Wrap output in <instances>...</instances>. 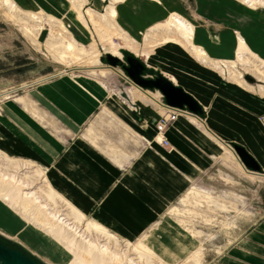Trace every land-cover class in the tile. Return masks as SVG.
I'll list each match as a JSON object with an SVG mask.
<instances>
[{"label":"crops","instance_id":"1","mask_svg":"<svg viewBox=\"0 0 264 264\" xmlns=\"http://www.w3.org/2000/svg\"><path fill=\"white\" fill-rule=\"evenodd\" d=\"M185 1L123 0L113 5L120 4L116 7L118 26L121 20L132 27L135 37L143 36V42L136 40L141 47L145 35L175 13L193 25V43L211 60L236 59L237 33L255 54L260 56L255 49L264 53V46L250 42L242 33H261L256 24L239 23L241 32L232 35L228 29L218 35V29L203 26L202 3V14L197 11L192 18L185 12ZM105 2L97 0L96 5L103 7ZM215 21L232 26L229 18ZM190 48L159 40L149 57L132 51L203 108L200 114L184 109L168 124L167 145L157 140V125L168 112L159 91L133 85L131 91H140L142 96L132 95L131 102H125L94 86L93 79L76 81L68 75L37 83L33 96L14 94L2 101L0 151L40 165L57 191L79 210L132 240L169 211L195 180L211 171L217 155L230 145L244 147L264 174L263 83L229 80Z\"/></svg>","mask_w":264,"mask_h":264},{"label":"rangeland","instance_id":"2","mask_svg":"<svg viewBox=\"0 0 264 264\" xmlns=\"http://www.w3.org/2000/svg\"><path fill=\"white\" fill-rule=\"evenodd\" d=\"M17 2L23 12H36L42 16L44 24L42 30L36 33L39 42L36 43L33 41L35 37L25 33L26 17L25 21L14 20L8 16L0 4V106L3 100L15 96L14 94L33 96L31 91L39 82L54 81L60 78L59 76L68 75L76 81L85 78L93 79L94 86L105 89L112 97L124 98L125 102L128 99L131 102L132 95L142 96L140 91L139 93L134 89L132 90L135 92L131 91L134 84L130 81L122 64L115 66L117 71L109 67L111 64L108 61V55L110 54L107 53L111 52L105 50L107 38L113 45L114 50L111 51H115L117 44L119 55L111 56L121 59L122 63H125L126 57L133 52L138 54L130 47L133 41L129 43V40L125 41L122 36L143 42V36L135 37L131 34L132 27L121 20L118 21L119 26H117L121 28L120 31L117 27L109 30L106 22L99 20L100 17L97 15L106 12L110 0L103 3V7L96 5L97 0H87L81 10L71 0H17ZM200 3L204 10L203 15L199 16L202 17L203 26L218 29V35L222 31L226 33L225 31L231 29L232 35H235V31L241 32L239 23L256 24L262 30L261 33L252 34L251 30L248 32L242 30V33L250 39V42L264 46V8H249L242 0H186L183 4L187 5L185 12L187 11L192 18L197 11L201 15ZM119 5L117 4L116 7ZM88 8L95 10L93 19H96L92 21L93 19L89 18L90 27L84 23L85 18H88L85 14ZM49 16L61 20L69 30L74 27L80 33V37L77 38L80 46L86 49H90L91 45L96 47L99 65L94 67L89 65L88 59L91 56H85L82 59L84 62L80 63H74L73 58L72 60L67 58L68 65L55 60L46 48L55 40L50 26L46 24ZM128 16L129 21L132 14ZM228 18L232 21L230 27L215 21L218 19L227 21ZM169 20L167 18L155 28L168 24ZM114 23L116 25V22ZM116 29L122 36H119ZM240 35L243 36L237 33V38ZM139 42L138 51L141 50L139 48L147 45L145 41V45L141 47ZM248 46L251 48L249 43ZM151 49L153 50V47ZM255 51L264 58V53L256 49ZM252 54L254 57L261 58L254 52ZM138 58L147 66L146 75L156 77L160 74L146 64L145 58L139 56ZM263 58L261 60H264ZM240 66L241 64L238 65V69L245 72ZM101 69L108 71L105 75H101ZM248 74L251 73L244 75ZM251 76L255 77L252 74ZM227 79L230 80V78ZM258 80L255 77L252 84L257 85ZM128 105L135 107L132 103ZM157 140L160 141V137ZM227 151L220 152L215 160V167L195 180L186 194L145 233L134 240L126 239L116 233L120 239L121 248L126 250L127 241L150 248L156 255L153 258V264H264V229H259L260 226H264V174L252 171L257 174L253 177L254 174H251V170L242 164L232 145L227 147ZM35 166L40 167L38 164ZM60 204L63 203L60 202ZM8 213L5 215V221L0 220L2 223L0 231L6 236L14 241H20L31 253L49 264H72L75 260L73 255L63 251L62 248H57L55 244L42 236L40 230L34 228L21 212L12 214L8 211ZM193 232L195 236H192Z\"/></svg>","mask_w":264,"mask_h":264},{"label":"bare ground","instance_id":"3","mask_svg":"<svg viewBox=\"0 0 264 264\" xmlns=\"http://www.w3.org/2000/svg\"><path fill=\"white\" fill-rule=\"evenodd\" d=\"M71 1L73 4L78 5L79 10H81L83 5L87 3V0ZM101 1L105 2L107 0ZM119 1L123 0H110L106 12L100 14L101 16L96 14L100 17V21L104 20L106 22L109 26V30H113L118 26L116 21L117 10L116 6L113 4L118 3ZM242 1L249 8H264V0ZM17 3V0H0L1 6L5 9L10 18L21 21L26 17L25 19L27 22H24L25 33L28 36L35 37L36 39L33 41L39 43L36 33L43 28V17L36 12H23L21 8L18 7ZM94 11L93 8H88L85 12L88 18H85L86 20L84 23L89 27V18L90 20L94 18ZM94 20L96 19H93L92 21ZM114 22H116V25ZM167 23L168 24L160 26L161 28L158 27L150 31L144 38L147 42V45H145L146 47L141 48L139 51L137 50L139 47L137 41L122 36L119 32L121 28L119 29L117 27L119 31L116 30L117 33L120 34L119 36H122L125 41L129 40V43L133 41L130 45L131 48L138 53L142 52L144 56L147 57H149L153 51L151 47L156 45V42L159 40L167 43L174 42L180 43L184 46H190L191 52L196 57L206 65L217 69L222 76H227V78H230L232 81L244 83L245 81H248L245 79L246 77L244 74L251 73L263 83L260 85V90L264 95V60H261V58L257 56H253V51L249 48L245 37L241 35L238 37L239 45L237 48L238 53L236 55L237 61L233 60L231 63L217 62L209 59L206 55V51L201 47H197L193 43L194 27L185 18L174 13L171 14V18ZM46 24L50 26L52 36L55 39L50 42L46 48L49 49L51 56L55 60L67 63L68 65L69 62L67 58H71V60L73 58L74 63H80L84 62L82 59L85 56H91L88 59L89 65L92 67L99 65L100 61L96 56V53H98L97 48L93 45H91L90 49L80 46V43L77 40V38L80 37V33L77 32L74 27L69 30L68 26L61 20H57L52 16L48 17ZM105 50L111 52L107 54L116 57L119 55L117 53V44L115 51H111L114 49L109 38L106 39ZM239 64H241L240 67L245 70V73L238 69ZM109 67L110 69L117 71L114 65ZM107 71V69H101L100 73L101 75H105ZM165 106L167 107V105ZM167 108L169 109V107ZM176 112L179 113V116L184 110L178 109ZM158 134H160L159 137L162 142L164 132L159 131L158 129ZM34 165L35 163L32 161L13 159L7 154H4L3 156L0 151V220L5 221V215L8 211L12 214L13 212L17 213V211L21 212L34 228L40 230L42 236L55 244L57 248H62L63 251L73 255L75 260H73L72 264L154 263L153 258L156 257V255H154L150 248H146L143 245L127 241V248L126 250H123L120 245V239L116 233L112 232L97 220L93 218L88 219V216L85 213L79 210L64 195L57 191L50 182L45 170L41 167H34ZM250 173L254 174L253 177H256L255 175H257L252 171H250ZM205 194L209 195L208 193ZM60 202L63 204L61 205ZM9 221L12 222L11 220ZM1 226L2 223L0 222V227ZM192 236H195L194 232L192 233Z\"/></svg>","mask_w":264,"mask_h":264},{"label":"water","instance_id":"4","mask_svg":"<svg viewBox=\"0 0 264 264\" xmlns=\"http://www.w3.org/2000/svg\"><path fill=\"white\" fill-rule=\"evenodd\" d=\"M108 61L111 65H121L130 81L143 90H156L164 97L165 105L178 108L187 109L194 114L203 112L202 106L199 102L187 93L183 88L175 85L169 78L163 74L156 77H146L147 66L141 61L137 55L133 54L127 57V61L122 63L121 59L108 55ZM249 82H254L251 74L245 76ZM235 153L239 156L244 166L254 172L263 173L257 161L246 151L244 147L232 145ZM0 237L10 243L11 247H7L0 243V264H49L40 257L34 255L23 247L17 241H13L0 233ZM18 246L19 248H13Z\"/></svg>","mask_w":264,"mask_h":264},{"label":"built area","instance_id":"5","mask_svg":"<svg viewBox=\"0 0 264 264\" xmlns=\"http://www.w3.org/2000/svg\"><path fill=\"white\" fill-rule=\"evenodd\" d=\"M169 107V106H167ZM178 110V108H171L169 107L168 112H166V114H164L158 124V129L159 131H165V129L167 128L168 124L172 123L173 121H175L178 117V114L176 111ZM181 110V109H179ZM164 144H167L166 138L163 137V141Z\"/></svg>","mask_w":264,"mask_h":264},{"label":"flooded vegetation","instance_id":"6","mask_svg":"<svg viewBox=\"0 0 264 264\" xmlns=\"http://www.w3.org/2000/svg\"><path fill=\"white\" fill-rule=\"evenodd\" d=\"M128 57V56H127ZM127 57H126V59H125V62L127 61ZM7 238H9V239H11L10 237H8L7 236ZM11 240H13V239H11ZM14 241V240H13ZM0 243L1 244H3V245H5V246H7V247H11L12 248V246L10 245V243H8L6 240H4V239H2L1 237H0ZM19 248L18 246H13V248Z\"/></svg>","mask_w":264,"mask_h":264},{"label":"trees","instance_id":"7","mask_svg":"<svg viewBox=\"0 0 264 264\" xmlns=\"http://www.w3.org/2000/svg\"><path fill=\"white\" fill-rule=\"evenodd\" d=\"M148 70V69H147ZM150 72H152V71H150Z\"/></svg>","mask_w":264,"mask_h":264}]
</instances>
